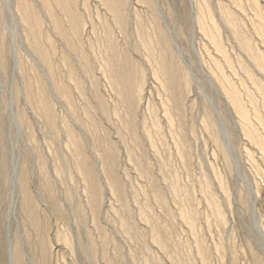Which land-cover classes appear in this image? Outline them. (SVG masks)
Here are the masks:
<instances>
[{
    "label": "rangeland",
    "instance_id": "1",
    "mask_svg": "<svg viewBox=\"0 0 264 264\" xmlns=\"http://www.w3.org/2000/svg\"><path fill=\"white\" fill-rule=\"evenodd\" d=\"M6 8L0 264H264V0Z\"/></svg>",
    "mask_w": 264,
    "mask_h": 264
},
{
    "label": "bare ground",
    "instance_id": "2",
    "mask_svg": "<svg viewBox=\"0 0 264 264\" xmlns=\"http://www.w3.org/2000/svg\"><path fill=\"white\" fill-rule=\"evenodd\" d=\"M6 6H7V0H0V7H1V9H3V12L1 11L0 12V16L2 17V14L3 15H6V13H8V15L10 16V14H9V12H8V10H7V8H6ZM4 17V16H3ZM1 24V23H0ZM7 27V26H6ZM1 29H2V27H1ZM3 31V30H2ZM1 31V32H2ZM7 31V30H6ZM10 31L8 30V33H9ZM6 33V32H5ZM2 34H3V32H2ZM9 38V37H8ZM11 38V37H10ZM4 39V38H3ZM2 39H1V36H0V41H1ZM2 48V47H1ZM2 51V50H1ZM2 53V52H1ZM12 65H13V69L14 70H16L17 69V65H18V57H17V54H15L14 53V58H13V61H12ZM14 182H15V180H14ZM11 257H12V255H11Z\"/></svg>",
    "mask_w": 264,
    "mask_h": 264
}]
</instances>
